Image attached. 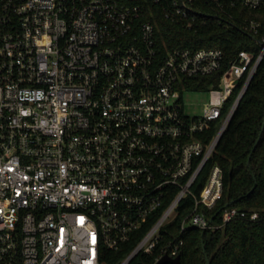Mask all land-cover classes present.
Returning a JSON list of instances; mask_svg holds the SVG:
<instances>
[{
	"label": "built area",
	"instance_id": "2783aa9c",
	"mask_svg": "<svg viewBox=\"0 0 264 264\" xmlns=\"http://www.w3.org/2000/svg\"><path fill=\"white\" fill-rule=\"evenodd\" d=\"M237 0H0V264H103V248L158 245L179 255L173 226L219 228L258 210L209 209L223 189L212 164L196 191L264 54L240 49L228 67L218 46L168 45L160 20L184 29L206 7L231 14ZM259 8L264 0H242ZM261 22L244 26L257 32ZM219 73V74H218ZM217 74L203 113L183 92ZM194 78L197 82H194ZM244 79L231 109L224 107ZM219 123L216 133L209 130ZM193 206L180 214L186 195ZM173 264V263H170Z\"/></svg>",
	"mask_w": 264,
	"mask_h": 264
},
{
	"label": "trees",
	"instance_id": "16d2710c",
	"mask_svg": "<svg viewBox=\"0 0 264 264\" xmlns=\"http://www.w3.org/2000/svg\"><path fill=\"white\" fill-rule=\"evenodd\" d=\"M231 9V14H221L214 5L206 7L208 15L199 16L207 22L197 29H184L174 21L160 20L162 29L157 32L168 45H188L191 47L218 46L225 52V66L228 67L240 49H248L257 54L264 41V5L250 8L242 0ZM251 18L261 22L257 32H250L244 23ZM219 74V73H218ZM198 78H194L197 82ZM217 74L199 77L197 83L188 85L189 89H207ZM244 79L227 100L224 107L226 115L239 94ZM264 54L258 67L239 98L237 107L222 133L216 150L206 163L196 184L199 192L201 181L205 179L212 164L222 168L223 189L209 216L214 223L222 222L223 211L229 206L240 209L258 210L259 216L250 219L241 215L232 217L222 227L200 229L189 227L180 230V223L173 226V234H167L162 243L170 236L183 238L179 255L180 264H264ZM219 128L214 123L209 130L212 137ZM262 131V133H261ZM260 140L254 149L258 137ZM251 153L250 159L249 154ZM194 198L186 195L179 210L181 212L193 206ZM128 251H113L103 248L105 262L118 264ZM160 251L158 245L151 252L139 251L128 264H155ZM207 256L210 263L207 261ZM170 264V262L166 263Z\"/></svg>",
	"mask_w": 264,
	"mask_h": 264
},
{
	"label": "rangeland",
	"instance_id": "374dc122",
	"mask_svg": "<svg viewBox=\"0 0 264 264\" xmlns=\"http://www.w3.org/2000/svg\"><path fill=\"white\" fill-rule=\"evenodd\" d=\"M184 105L186 111L192 114L203 113L205 103L210 98L208 90H185L183 92Z\"/></svg>",
	"mask_w": 264,
	"mask_h": 264
},
{
	"label": "water",
	"instance_id": "95a60500",
	"mask_svg": "<svg viewBox=\"0 0 264 264\" xmlns=\"http://www.w3.org/2000/svg\"><path fill=\"white\" fill-rule=\"evenodd\" d=\"M263 127H264V124H263ZM261 133H262V131H261ZM259 140H260V136L258 137V139L256 140V142L254 144V147H253L254 149L256 148ZM250 156H251V153L249 154L248 160L250 159ZM207 261H208V263H210V259H209L208 256H207ZM168 262L173 263V264H180L181 256L177 255L175 257H172V256H170L169 254L166 253L155 264H166Z\"/></svg>",
	"mask_w": 264,
	"mask_h": 264
}]
</instances>
